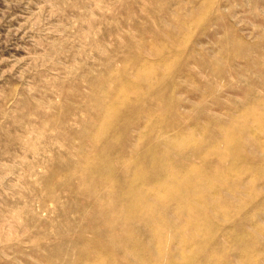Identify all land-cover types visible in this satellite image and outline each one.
<instances>
[{
	"label": "rangeland",
	"instance_id": "rangeland-1",
	"mask_svg": "<svg viewBox=\"0 0 264 264\" xmlns=\"http://www.w3.org/2000/svg\"><path fill=\"white\" fill-rule=\"evenodd\" d=\"M0 264H264V0H0Z\"/></svg>",
	"mask_w": 264,
	"mask_h": 264
}]
</instances>
